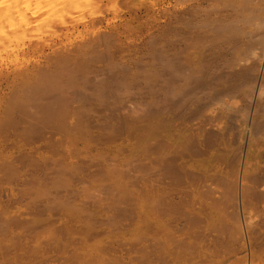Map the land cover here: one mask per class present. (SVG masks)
<instances>
[{"label":"bare ground","instance_id":"6f19581e","mask_svg":"<svg viewBox=\"0 0 264 264\" xmlns=\"http://www.w3.org/2000/svg\"><path fill=\"white\" fill-rule=\"evenodd\" d=\"M49 1L51 0H0V55L3 52V47L8 46L6 43H9L10 46V42L13 41L10 40L20 32L19 27H22V24L19 26V16L30 10L28 6H34L38 10L39 5L42 9L47 4L49 5ZM183 1L175 0L170 30L172 41H169L172 43L167 42L173 47L172 57L168 51L169 59L172 60L167 59L170 62L164 61L168 55L164 53L167 49L158 45V51L153 48L150 52V55L154 54L153 58L156 57L155 61H159L156 63L158 72L154 71L156 70L155 67L154 70H150L155 63L152 64V62L148 63L147 61V65L151 63L149 70L152 72L149 73L148 68L147 70L142 68V70L141 67L139 69L137 67L133 74L128 75L126 74L128 70L123 69L125 73L123 72V76L119 74V78L114 76L113 71L117 64L111 65L113 68L108 64L110 67L107 66L108 71L105 73L109 72L110 79L108 80L114 86V89L109 88L108 95L103 96V91L94 90L96 84L93 82L95 81H92L91 78V80L87 79L89 77H83L86 76L84 73L83 76H77L76 73H73L80 81V83L77 81L78 85L74 84L76 82H72V77H66L67 80L64 78L63 84L61 79L63 76H59L61 72L55 73L56 69L52 70L53 74L48 78L44 75L51 68L41 66L39 71L31 68L32 70H29L32 72L30 79L26 81L21 78L23 82H27V86L22 87L24 83L18 81L21 83L20 85L23 84L21 88H24L25 91L22 92L29 98L27 99L25 96L27 100L20 101L19 98L22 97L20 94V97L17 96L19 98H16L19 100L18 105L8 109L11 112L12 110L19 112L20 124L15 126L13 134L18 137L17 139H23L26 145H32L34 154L43 151L46 159L52 160L59 166L56 174L59 176L54 175L52 177H56L55 180L57 177L63 178L56 181L63 184L65 191L68 189H65L67 184L65 185L63 181L66 183L72 181L70 179L76 178L80 175L79 173L84 172L87 167L89 168L93 164H95L93 165L94 169L93 166L90 167L89 173H92V168L97 175L96 167L98 166L96 163H99V165L101 164V169L98 170L99 177L110 179L109 182L99 185L102 190L101 192L99 188L100 193L103 195L107 193L105 202L107 200L110 202V199L107 198L109 195L112 197L113 205L117 204L116 201L119 202V200L127 202L126 198L130 199L136 195L133 198L136 202L133 203V207L132 205L128 207V204L121 203V201L117 204L118 206H112V202L110 203L111 207L116 210L126 204L127 207L123 208L124 212L120 210V213L123 212L122 214L116 211L117 218L118 213L122 215L119 216L120 219L126 211L129 213L126 214L128 216L124 215L125 220H123L126 221V224L118 223L115 225V222H111L114 220H110L112 217L107 219L108 222L110 221L115 225V230H112V225L109 228H112V231H119L123 226L125 229L126 226H131L134 222L133 218L137 216H135L136 210L139 211V221L134 223V230L136 231L135 236L141 241V246L138 255L133 257L129 264H229L230 253L235 250L234 244L241 239V235V237L246 238L245 240L243 237V242L242 240L240 242L243 243L242 248L247 252L244 259L245 264H264V77L260 81L256 74L253 75L254 71L252 72L253 69H251L254 68L255 63L253 64L252 61H255V58H257L255 61L257 62L256 70L260 67L264 69V13L261 12L262 8L258 3L260 0H196L195 7L182 10ZM56 2L58 3V0ZM59 2L62 3L63 0H59ZM45 12L42 14L43 16H45ZM30 13L32 14V11ZM20 22L22 23V21ZM21 35L22 33H20ZM18 37L14 39L16 40L15 43L19 41ZM88 42L63 51L54 50L57 55L61 51L63 52L60 53L63 56H55V59L58 57L59 60L53 63L54 66L56 65L58 68L62 65L63 67L60 68L65 69L71 61L81 71H87V68V70L84 69L88 66L89 60L93 58L92 62L94 59L96 60V56L100 57L96 52L98 49L94 48L96 45L92 44V41ZM99 43L97 44L98 47L101 46ZM167 43L165 42L163 45ZM109 44L111 43L107 45ZM39 46L36 47L38 49L36 53L42 51ZM16 47L18 46L16 45ZM82 48H88V51L81 50ZM9 49H6V52L10 51ZM14 51L11 50L13 54ZM105 52L107 54V51ZM106 59L107 57L104 60ZM86 60L87 62H85ZM247 61H249V65L245 64ZM171 63L174 65L172 66ZM64 65L66 66L64 67ZM141 66L144 65L141 64ZM67 68L69 69V67ZM71 70L73 69L71 68ZM44 71L47 73L45 74ZM142 71L144 73L148 71L147 75L141 74ZM200 71H203V77L200 76ZM21 73L24 74L23 71ZM34 73H38L37 76L39 73L40 76L43 73V77L40 79L36 76L32 80ZM78 73L81 75L80 72ZM26 75L25 77L28 76ZM2 76L0 77L2 78ZM123 77L128 78V81L124 78L126 82H123L124 80H121ZM140 78L146 79V81H142L143 84H141ZM28 85H32L33 88H29L33 90L26 88ZM79 85L80 88H78ZM102 85L98 84L97 88ZM26 90H29L28 94ZM96 91L98 92L96 93ZM240 91L244 92L247 97V108L245 109L240 108L237 103L234 104L235 106L229 104L230 101L234 100V94ZM92 102H95L97 109L92 108L93 106L90 105ZM39 111V114H43V116L40 115L41 118L37 117L39 114L36 112ZM239 111H243L241 116L238 114L241 118L237 117ZM46 119L48 120L46 121ZM10 122L12 123V121ZM3 126L5 130L0 128L2 130L0 132L7 130V125L0 127ZM8 127L13 128L14 125ZM97 131L100 133L97 134ZM231 131H235L236 134H232ZM233 137L237 140L232 141ZM118 140L124 142V146H117ZM230 140L231 143L238 141L239 154H237L240 159L241 154H245L244 161H242V176L240 177L238 172H229L227 168L229 164H227L225 152L228 153L226 150ZM93 144H102L105 148L108 147L101 152H96V150L93 152L91 150ZM29 157L32 159L33 155L30 154ZM29 159L26 163L30 165L28 167L33 164V167L36 162L34 164L33 159L30 161ZM117 162H121L122 165L118 167ZM3 166L4 163L0 165V168ZM251 169L254 170L252 173L249 171ZM43 172L45 175L46 171ZM45 176L47 177V175ZM65 178H69V180H65ZM223 181L227 183L224 188L222 187ZM48 183L52 184L51 178ZM36 186L35 184L34 188ZM42 186L43 183L38 187L41 188ZM52 186H55V181ZM60 186L58 187L61 189ZM221 187L223 189H220ZM225 190L226 192H224ZM132 193L134 194L132 195ZM69 202L67 201L66 204ZM64 203L59 204H62L65 209L70 206L69 209L73 211L74 215L77 214L75 212H79L78 215L82 214L80 212L82 209L79 210L71 204L66 206ZM237 203H239L240 208H238L241 209V213L243 212L245 217V222H243L245 223L244 227H246L245 235L240 232L244 228L239 227L241 229H238L236 226L235 228L239 232L236 235L239 238L236 241L237 238L235 237L231 241L229 236L232 234L229 235V227L225 221H229L235 214L229 216L232 213L229 214L223 206L230 204L232 207L236 205V208ZM110 204H107L106 207H110ZM59 206L58 209H60ZM53 207L55 209L57 206ZM72 207L78 211L74 212L75 209L73 210ZM235 208L234 210L238 211V208ZM105 209L107 210V208ZM62 212L65 210L63 209ZM81 214L80 216L83 218L79 219H82L81 222H83L84 213ZM236 214L238 213L236 212ZM74 215L72 214L73 217ZM74 219L75 217L70 219V222ZM236 219H238L237 216ZM91 220V224L87 223L89 226H85V228L88 230V227L92 226L91 230L94 231L96 230L94 225L97 221L93 219L92 221L95 223L92 225ZM86 221L89 222L88 219ZM233 221L231 222L234 224L235 221ZM238 221H236V225L239 224ZM110 222L109 225L107 224L108 226H110ZM235 224L231 225L235 226ZM82 228L79 230L82 231ZM91 230L89 228V232ZM54 231L51 232L54 233ZM73 231L71 233L78 234V230ZM83 231L87 233L85 229ZM55 234L57 233L55 232ZM44 242L42 240V243ZM58 251L60 252L61 248ZM225 251L231 252L226 253ZM103 255H105L104 250ZM101 259L105 260L102 257ZM115 261L111 264H115ZM234 263L230 262V264ZM236 263L238 264V262Z\"/></svg>","mask_w":264,"mask_h":264},{"label":"rangeland","instance_id":"374dc122","mask_svg":"<svg viewBox=\"0 0 264 264\" xmlns=\"http://www.w3.org/2000/svg\"><path fill=\"white\" fill-rule=\"evenodd\" d=\"M51 1H49L50 2L49 5L48 4L46 5L47 7L45 6L42 9L39 5L38 10L34 6H32V7L35 9H33L31 6H28L30 10L28 12L26 11L27 14H26V12L25 13L23 12L25 15L23 16V13H22L21 16H19V18H20L19 20L22 21V23L19 21V23H20L19 26L22 24V27H19L20 32H18L17 33L18 35H16L13 39L10 40V41L13 40L12 41L13 44L10 41H8L11 44L10 46H9V43H6L9 47L8 46L3 47L2 54L3 53L4 54L3 55L1 54L2 57L0 55V62H1L0 63V67H1L0 72L2 71V73H0V76L3 75L2 78L0 77V124L1 123H7V124H1V125H7L6 131H4L5 130L4 126L0 127L2 129H4L3 132H0V165L2 163H4V166L2 167L3 169L0 168L1 169V171H0V185H1L0 186V264H87L88 262H89L88 264H90V263L91 264H103V262H105L107 264H111L113 261H115L117 259H118V261H115V264H118L119 262L121 264H127V262H128V264H129L130 260L133 259V257H136L138 255L139 250H140V246H141V244H140L141 241L135 236L136 231L134 230V227H135L134 223H136L138 218H139V211L136 210L135 216L136 215L137 216L135 218H133L134 222L131 224V226L130 225L126 226V229L124 228L125 226H123V228L121 230L119 229V231L118 230L112 231V230H115L114 229L115 225L118 223L119 224H126V221H124L125 220L124 215L129 214V213L126 211V213L123 214V217L121 219L119 218V216L120 217L122 216L120 214H122L124 212L123 208L125 209L126 204H128V207H131V205L133 207V203H136L133 198L136 195H134V197L130 198V199L126 198L127 202H125V200H123V201L119 200V202L121 201V203L125 202L126 203L125 206L123 207L120 204L122 207L119 206V207H121V208L118 207L119 210L113 209L114 207H111V204H112V206H118L117 204H119V202L116 201L117 204L113 205V200H111L112 197L109 194L108 195L110 196V198L108 195H107L108 196L107 198L110 199V202H108L109 200H107V202H105L104 199H106L105 195L107 193H105V195L100 193V191L102 192L100 184L103 185V183L109 182L110 179H108V178L102 179L99 177V174H98V172L100 171L99 168L101 169V164L99 165V163H96L97 164L96 166H98V167H96L98 176L95 175L96 172L93 171V169H94L93 165H95V164L92 165L93 166V169L91 168L92 173H89L90 171L88 170L92 166H89V168L85 167L86 169L85 170L83 169L84 172L79 173L80 175L77 176L78 178L77 177L72 178V179H70L72 181H67L68 183H66V181L65 182L63 181V183L65 185L67 184V186H65V189H68L65 191L64 187L62 186L63 184L62 183L59 184L60 182L56 181L57 179L62 180L63 178L57 177V179L55 180L54 178H56V177H52V176L57 174L59 166L55 162H53L52 160L46 159L45 158L46 155H45V153H43V151L42 152L38 151L37 153L34 154L32 145H30V144L26 145L25 142L23 141V139H21V138L17 139L18 137H16L13 134L15 126L20 124V121L18 119L19 112H17V110H12V112H11V110L8 111V109H11V108L17 106L18 105L17 102H19V100L20 101L21 100L26 101L29 98L28 96L25 95L24 92H22L25 90H23L24 88H21V86L23 85V84L20 85L21 84L20 82L23 80L21 78H24L26 81L29 80L31 77L30 75H32V74H30L32 72L29 70L37 69L39 71V70H41V66L48 68V69L51 68L50 71H47L48 73L45 72L46 70L44 71L45 74L47 73L44 76L45 77L48 76V78H49V76H51L53 74L52 70L56 69L57 72L55 70L54 71L55 73L61 72L59 74V76L60 77L63 76V77H61V79L63 80V82H62L63 84H64V81L67 80L66 77H68V78L72 77V79H73L72 82H76L74 84L78 85L77 81L79 79H77L78 77H76V75L74 76V74L76 73L77 76L78 75L83 76V73H84V75H86V76H83V77H86V78L89 77L87 79L91 78L92 81H95V82H93L94 84H96V87L94 88V90L103 91V96L106 94L108 95V93L110 92L108 90L114 89V86L108 80V79H110L109 72L105 73L108 71L107 70L108 69L107 66H109L108 64H110V66L111 65L114 66V64L115 65L117 64L115 66L116 68L114 67V70H113L115 73L114 76L116 75L115 77H119V74L121 76H123V72L125 73L126 69L128 70V71L126 70L127 71L126 74H128V75L133 74L137 70V67H138V69H139V67H141V69L144 68V70H147V68H148L149 73L152 72L150 70H154V67H155L156 70H154V71L158 72V65H156V63H158L159 61H155L156 57L153 58L154 54L150 55L151 54L150 52L153 48H156V50L158 51V48H157L158 45H162L163 47H166L165 49H167V51L166 50L164 51L165 55L168 54V51H169V53L172 57L171 53H172L173 47H172V44H168V43H172L169 41H172V34L170 33V30H171V23H172L175 0H66V1L63 0V2L65 1L64 4H63V2L62 3L59 2V0H58V3L56 2L57 0H51ZM182 3H183V7H181V8H182V10H185L189 7H192V8L195 7L194 4L196 3V0H194V1L193 0H184ZM258 3H260V7L262 8L261 12L264 13V0H260V1H258ZM33 10L35 11V14H34ZM39 10L40 11L42 10V11L40 12ZM44 10L47 12H45ZM31 11H32V14L30 13ZM44 12H45V16L42 15V14H44ZM23 21H24V23H23ZM20 33H22L21 36H20ZM17 36H19L18 37L19 41L17 40L18 42L15 43L16 40H14V39H17ZM166 39H167V41H166ZM88 41L89 42L92 41V44L94 43V45L97 46V47L94 46L95 49L96 48L98 49V51L96 50L97 55H100V57L102 55V57H101L102 59L100 57L96 56V60L95 59L93 60V61H97V62L92 61L93 62L92 63L91 60L93 58L91 60H89L90 62L88 63V66H86L84 69V70L88 69L89 71L88 70L87 71L82 70L83 71L82 72L81 69L77 68L75 63H71V61H70V63H69V61L67 62V64L69 63V66L64 65V67L66 66L65 69L60 68V67H63L62 65L59 66L58 68L56 67V65L54 66L53 63H56L55 61L59 60L58 57H57V59H55V56L57 55L56 53L58 52L57 50L63 51V50H67V48H74L75 46H78V45L87 44ZM165 42L166 43L168 42L167 44H165L166 46L163 45ZM98 43L102 47L101 46L98 47V45H97ZM108 43H111V44L107 45ZM32 44H34L35 47H33L34 45H32ZM16 45L18 47H16ZM151 45L152 46L154 45V46L152 47ZM12 46H13V48H12ZM30 46L32 47V49ZM38 46L40 48H42V51H40V53H36L38 50L36 47H38ZM162 46H159V47H162ZM34 48L36 50H33ZM6 49H9L10 51L6 52ZM11 50H15L14 54L12 53L13 51L11 52ZM54 50L57 52H54ZM81 50L88 51V48H85V49L82 48ZM62 51L60 53H63ZM105 51H107V54H105L106 53ZM109 52H110V54H109ZM60 53L58 54V55H60L59 57L63 56V54H60ZM106 55H108V56H106ZM110 55H112V56H110ZM149 55L151 56V58L149 57ZM170 55L168 54L167 57L164 58L165 59L164 61L170 62V61H167V59L170 58ZM50 56L53 58H51ZM105 56L107 57L106 60H104L106 58ZM1 58H3V59H1ZM98 58H100V59L97 60ZM157 58H158V56H157ZM256 59L257 58H255L254 60L256 61ZM156 60H159V59H156ZM169 60H172V59H169ZM17 61L18 62L21 61V62L18 63ZM112 61H113V63H111ZM147 61H148V63L149 62H152V64L155 63L151 67L152 69L149 68V65L151 63L149 65H147L148 64ZM255 61H252L253 64L254 63L255 64H254V68L252 67L251 69H253L252 72L254 71L253 75L256 74L258 76V79L260 80V79H262V77H264L263 76L264 69L260 67L261 70H260V68H258L256 70L257 62H255ZM85 62H87V60ZM248 62L249 61L245 62V64L249 65ZM16 63H17V65H16ZM90 64H92V65H90ZM141 64L144 66H141ZM173 65L174 64H172V66ZM67 67H69V69ZM73 67H75V68H73ZM89 67H90V69H89ZM20 68H21V70H20ZM25 68H27V69H25ZM71 68L73 70H71ZM23 69H25V70H23ZM62 69L64 71L63 74L65 73L64 75L62 74ZM79 69H80V71H79ZM101 69H102V72L104 71L105 74L101 72ZM123 69H125V70H123ZM27 70L29 71V73ZM58 70H61V71H58ZM22 71L24 74L21 73ZM26 71H27V73H26ZM65 71L67 72L68 75L66 74ZM70 71H72V72H70ZM148 71H147V73H148ZM7 72H8V74H7ZM13 72L17 73V74L15 73L16 76L14 75ZM78 72H80V73L82 72L81 75ZM88 72H89V74H88ZM142 72L143 73H141V74L147 75V73H144V71H142ZM202 72L200 71L199 74H200V76L203 77ZM261 72H262V74H261ZM259 73L261 74V76ZM5 74H7V75H5ZM42 74L43 73H41V76H40V73H39L40 77L37 76L38 73L35 74L33 76L32 80H34L36 78V76L41 79V77H43ZM70 74H73V75H70ZM101 74H103V75H101ZM151 74H153V73H151ZM13 75H14V77H13ZM20 75H22V76L24 75V76L22 77ZM25 75L27 77H25ZM108 75H109V77H108ZM97 76H99V77H97ZM140 77H141V75H140ZM64 78H65V80H64ZM97 78H99V79H97ZM124 78L125 77H123V79H121V80H124L123 82L128 81L127 80L128 78L127 79L125 78L126 81ZM70 79H68V80H70ZM105 80L107 82L108 81L109 82L107 83ZM140 80H141L140 83L142 81H144V82L146 81V79H141V78H140ZM18 81H20V82H18ZM26 81L25 82L22 81V83H24V85L22 87H25V85L27 86ZM78 82L80 83V81H78ZM116 82H118V81H116ZM109 83H111V84L109 85ZM18 84H19V86H18ZM98 84L99 85L103 84V85L97 88ZM141 84H143V82ZM14 85H15V87H14ZM125 86H123V88H125ZM29 87L33 88L32 85H28V87H26V88H29ZM101 87H103V88H101ZM31 88H29V90ZM78 88H80V85ZM248 88L249 87L247 86V89ZM29 90L28 91L26 90L27 94H28ZM31 90H33V89H31ZM97 92L98 91H96V93ZM22 93H24V94H22ZM11 94H12V96H11ZM20 94L22 97H20ZM234 95H235L234 100L229 102L230 106H235L237 103L240 108H242V109L247 108V101H246L247 97L245 96L244 92L240 91V92L235 93ZM17 96L20 97V98L18 97L19 100H17L18 99ZM23 96L24 97L26 96L27 99H26V97L24 99ZM15 100H16V102H15ZM90 105L93 106L92 108L94 110L97 109V105L95 104V102H92ZM36 113L39 114L40 111L36 112ZM41 114H39V116H37V114H36V116L41 118L43 116V114H42V116H40ZM238 114L241 116L243 114V111H239L237 113V115ZM239 115L237 117L241 118ZM9 120L12 121V123ZM47 120L48 119H46V121ZM12 124L14 125V127ZM9 125H11L13 128L8 127ZM0 131H2V130L0 129ZM231 132H232V134H236L235 131L234 132L231 131ZM96 133L98 134L100 132L97 131ZM230 137H232V136H230ZM234 139L237 140V138H235V137H233V139H231V140L233 141ZM231 140H230L229 146L227 147V150H226L228 153L225 152V158L227 160V164H229V165H227V168H228L229 172H233V173L238 172V176L240 177V176H242V161H244L243 157H245V154H241L242 156L240 159V156L238 155L239 154V152H238L239 143H238V141H234L233 143H231ZM116 144H118L117 146H120V145L124 146V142H120V140H118V142H116ZM24 145H26V146H24ZM99 145L100 144H96V145L93 144L91 146V148H92L91 150H93V152L95 150H96V152H101L102 150H106V148L108 147V146H106V148H105L104 145H102V144L100 146ZM37 147L39 148V146H37ZM30 154L33 155V157H32L33 163L36 162V164L34 163L35 165L33 167H32L33 164H31L30 162L29 163L31 164V167H28L30 165H27V163H26V162H28L27 160L29 158H31V157H29ZM237 156H238V158H237ZM32 159H29V161ZM235 159H236V161H235ZM21 163H22V165H21ZM116 164L118 167H120V165H122L121 162H117ZM5 166H7V167H5ZM96 169H95V171H96ZM83 170H81V171H83ZM43 171H46L45 175H47V177L44 175ZM249 171L252 173V171H254V170L251 169ZM40 172H43V173L40 174ZM42 175H43V177H42ZM249 175H250V173H249ZM56 176H59V175H56ZM96 177L98 178L99 181L97 180ZM35 178H36V180H35ZM50 178H51L52 184L55 181V186H52V184L48 183V180ZM65 180H69V178H65ZM100 180H102V181H100ZM57 182L59 185H61L60 187H61V189H63L62 191H59L61 189L58 187L59 185L56 184ZM42 183H43V186L41 188L38 187L40 184L42 185ZM35 184L37 186L34 188ZM226 184L227 183L225 181H223L222 187L224 188V186H226ZM56 186H57V188H56ZM43 187H45L44 190H41ZM217 187L219 189V186H217ZM222 187L220 189H223ZM99 188H100V191H99ZM48 190H50V191H48ZM70 192H71V194H68ZM224 192H226V190ZM101 194L103 196L102 199H101V197H102ZM133 194L134 193H132V195ZM60 195H61V197H60ZM64 201H66V202L70 201V202L68 204H66V202L64 203ZM57 202H58V204H57ZM61 202H63L64 205L66 204V206L71 204L73 207L79 208V210L82 209L80 211V212H82V214L81 213L80 214L83 215V213H84V215H83L85 218L84 221L81 222L82 219L80 220L79 218H81L82 216H80V214L78 215L79 212H75L76 210L78 211V209L72 207L73 210L75 209L74 212L77 213L76 215H74L73 211H70V209H69L71 207L69 206V208H68L70 212L66 211V210H68L67 207H66V209H65V207L63 208V205L61 204L62 205L61 206L59 204ZM106 203L108 205L111 203L110 207H106L107 206ZM114 203H115V200H114ZM237 205L238 206L236 208L239 207V203H237ZM53 206H57V207H55V209H54ZM58 206L60 209H58ZM233 206L234 207H232V205H230V204H227V205H224L223 207L229 214H230V212L232 213V215L230 214L229 216H233V213L235 214L234 217H232L233 219L230 217L231 219H229V221L228 220L225 221V223L229 227V228L227 227L228 231L230 233L229 235L232 234L231 236H229L231 241L233 239H235V237L237 238V239H235L237 241L239 236H237L238 230H236L235 227L238 226V229L244 228L243 229L244 231L240 230V232H243V235H245L244 232H245L246 227H244L245 223H243V222H245V217L243 216L244 214H242L243 212L241 213V209H239L240 207L237 209L238 211H236V210H234L236 205H233ZM105 208H107V210ZM109 208H111V209H109ZM63 209L65 210V212H62ZM126 209H129V208H126ZM120 210L121 211L123 210V212L120 213ZM116 211H119L120 214L118 213V215H119L118 218L122 221H120L117 218V212ZM235 211L240 216L238 214H236ZM86 213H88V214H86ZM72 214L74 215L75 219L72 220L71 221L72 223H71L70 219L74 218L72 216ZM114 214H116L115 217H114ZM88 215H90L91 217ZM126 216H128V215H126ZM236 216L238 219L235 220ZM110 217H112V218H110ZM109 218H110V220H112V219L114 220L111 222L112 223L115 222L114 223L115 225H113L109 221L110 226H108L109 222L107 219H109ZM116 218L118 219V221ZM86 219H88L89 222H87ZM90 219H92V220L94 219L97 221V223H95L91 220V222H93L92 225H94V223L96 224V225H94V227H95L94 229H96V230L93 229L94 231L91 230L92 226L88 227V230L85 228V226H89L91 224ZM230 220L231 221L234 220L235 221V222L233 221L234 224L237 223L236 221L239 220L238 223L240 225L235 224V226H232L234 224ZM106 221H107V223H105ZM68 222H69V224H68ZM87 223L88 224L90 223V224L88 225ZM228 223L230 225L231 224L232 225L230 226ZM80 224H81V226H79ZM82 225H83V228H82ZM111 225L113 226V229L111 228L112 230L109 228V227H111ZM53 226H54V228H53ZM72 226H74V227H72ZM96 226H98V228H96ZM33 227H35V228H33ZM63 227L65 228V230H63L64 229ZM80 227L82 228V231H80L81 230ZM232 227H233V229H232ZM239 227H241V228H239ZM68 228H69V230H67ZM89 228H90L91 232H89ZM234 228H235V230H234ZM84 229H85V231H87V233L88 232L89 233L87 234L85 232L86 233L85 234L83 231ZM72 230H74L75 232L78 230L77 233L79 234L81 232L82 234L81 233L79 235L76 233L73 234V233H71ZM51 231H54V233ZM67 231H70L69 232L70 235H67V234H69ZM55 232L57 234H55ZM66 232H67V234H66ZM49 233H50V235H49ZM106 233H108V234H106ZM241 236H240L241 239H239L237 241V243L234 244L235 245V250H234L235 252L232 251L234 253H232L231 251H230L231 253L229 251H225L226 253L227 252L230 253V261L228 262L229 264H230V262L231 263L235 262L234 264H237L236 262H238V264H243V263L245 264L244 259H245V254L247 252L244 248H242L243 243L242 244L240 243L242 238L244 237V236L243 237H241ZM50 237H52L51 239L54 240L53 242L50 239ZM244 239L246 240L245 237H244ZM42 240H43V242L45 240V242L42 243ZM242 242H243V240H242ZM244 242H246V241H244ZM123 244H125V245H123ZM239 245H240V247H239ZM60 248H61V251L59 252L58 250H60ZM103 250H104V254L108 255V256L105 257V255H103ZM71 253H73V254H71ZM101 257L104 258L105 260H102ZM99 258H100V260H99ZM123 259H125V260H123ZM116 262H118V263H116ZM246 264H248V263H246Z\"/></svg>","mask_w":264,"mask_h":264}]
</instances>
